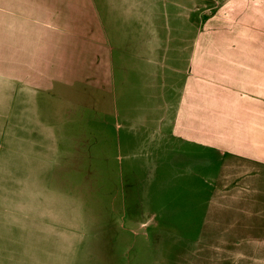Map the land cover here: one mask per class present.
Instances as JSON below:
<instances>
[{"label": "rangeland", "instance_id": "obj_1", "mask_svg": "<svg viewBox=\"0 0 264 264\" xmlns=\"http://www.w3.org/2000/svg\"><path fill=\"white\" fill-rule=\"evenodd\" d=\"M150 9L160 42L183 48L176 72L161 61L156 75L139 73L133 59L125 70L114 51L112 92L96 91L94 107L85 100L75 146L60 141L42 178L24 177L43 169L41 148L35 158L20 143L39 142L30 120L1 115L0 204L48 190L43 212L65 234L33 243L64 255L49 264H264V41L263 55H243L263 74L241 68L236 51L238 19L264 39V0H150ZM24 213L0 226V264H24ZM72 221L79 228L68 232Z\"/></svg>", "mask_w": 264, "mask_h": 264}, {"label": "crops", "instance_id": "obj_2", "mask_svg": "<svg viewBox=\"0 0 264 264\" xmlns=\"http://www.w3.org/2000/svg\"><path fill=\"white\" fill-rule=\"evenodd\" d=\"M147 1L150 2L0 0V116H27L31 129H26L36 132L39 142L34 144L26 137L20 143L35 158L34 149L42 150L40 163L43 169L28 168L24 177L42 178L54 173L56 166H52L56 163V147L60 141L67 140L70 147L75 146L77 135L74 126L79 120V110L87 106L85 100L94 107L99 95L96 91L100 94L112 92L114 51H117L116 58L120 60L121 67L125 66L123 59L124 62L133 59L138 63L139 73H142L141 67L148 66L152 67L154 76L159 62L166 61L168 71L176 72L171 65L182 60L183 48H169L160 42L152 22L154 12L150 9L151 12L145 14L143 10ZM236 24V51L242 58L238 63L251 73L263 74L258 69L253 70L254 67L243 56L250 58L254 52L263 55V36H257L254 27L243 25L239 19ZM84 88L89 90L81 94ZM38 100L39 109L36 108ZM39 113L43 117H38ZM15 119L13 117L11 123L14 129ZM65 126L66 134L61 133ZM16 141L14 137L13 147ZM25 162L31 161L26 159ZM47 191L40 194L31 189L29 204L17 202L18 196H15V203L10 202L6 208L0 204V226L7 221L9 229L17 221L13 216L15 209L16 212H25L20 218L28 225L31 234L26 232L20 238L21 243H25L20 255L24 264H49L48 259L64 256L59 250L50 251L48 247L39 252L33 248L37 241L57 245L65 241L60 225L56 221L50 222V213L43 212L49 210L48 204L54 201L51 197L49 200ZM34 215L38 217L37 222L33 221ZM67 226L68 232H72L75 227L79 228V223L72 221ZM34 228L37 237L32 235ZM11 238H8L10 244L17 241ZM14 256L16 258V253L10 247L8 257L13 259Z\"/></svg>", "mask_w": 264, "mask_h": 264}]
</instances>
